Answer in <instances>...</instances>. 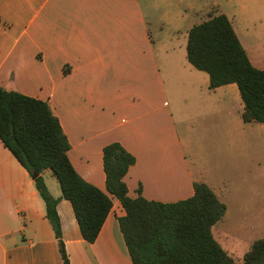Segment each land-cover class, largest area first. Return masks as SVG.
<instances>
[{
    "label": "crops",
    "instance_id": "0c3cea01",
    "mask_svg": "<svg viewBox=\"0 0 264 264\" xmlns=\"http://www.w3.org/2000/svg\"><path fill=\"white\" fill-rule=\"evenodd\" d=\"M219 13L235 33L264 34V0H0V86L49 104L72 166L106 193L102 151L111 142L135 158L123 177L131 198L175 202L193 194L195 181L205 183L225 204L212 235L233 259L243 255V234L231 232L243 221V199L234 197L231 180L190 163L173 112L184 122L221 118L222 130L243 131V103L235 99L233 115L222 91L233 94L235 83L210 89L187 59L189 29ZM175 34L184 41L176 44ZM245 50L264 68V51ZM43 178L60 197L49 169ZM109 196L112 207L93 242L83 239L71 203L58 200L69 264H133L118 223L125 211ZM0 264H62L33 178L1 139Z\"/></svg>",
    "mask_w": 264,
    "mask_h": 264
},
{
    "label": "trees",
    "instance_id": "16d2710c",
    "mask_svg": "<svg viewBox=\"0 0 264 264\" xmlns=\"http://www.w3.org/2000/svg\"><path fill=\"white\" fill-rule=\"evenodd\" d=\"M186 52L189 63L208 74L210 89L236 84L244 122L264 123V68L250 62L224 14H210L193 25ZM0 139L33 178L62 264L69 260L56 210L58 200L71 203L83 239L93 242L112 207L109 195L125 211L118 223L133 264H237L212 235V226L226 207L205 183L195 181L193 194L175 202L148 200L141 194L131 198L123 177L135 158L119 142H111L102 151L106 193L72 166L68 139L49 104L2 86ZM45 169L56 178L60 197L50 193L43 178ZM240 264H264V236L251 243Z\"/></svg>",
    "mask_w": 264,
    "mask_h": 264
},
{
    "label": "rangeland",
    "instance_id": "374dc122",
    "mask_svg": "<svg viewBox=\"0 0 264 264\" xmlns=\"http://www.w3.org/2000/svg\"><path fill=\"white\" fill-rule=\"evenodd\" d=\"M236 34L245 49L256 47L259 51H264V34L244 35L238 30ZM170 35L172 37V34ZM252 37H255V40L252 41ZM184 39L182 35L175 34L173 41L178 44ZM261 65L264 66V63ZM199 73L208 81L205 72ZM234 87L233 94L228 89L222 90L232 98L230 102L225 103V106L233 108V115L237 107L235 99H240L242 102L235 84ZM210 95L217 105L222 103L220 102L222 95V98L218 95L214 96L212 92ZM173 112L190 163L194 166L198 165L200 169L215 172L219 178L231 180V185L238 189L234 197L243 199V221L238 219L231 232L236 237L243 234L244 254L254 240L264 236V124L243 122V131L240 133L241 131L232 125L222 130L225 120L224 122L219 120L221 118L206 116L203 119L196 118L195 121L192 120L193 122H184L179 118V112L175 110ZM53 180L56 182L54 178ZM245 207L247 210H244ZM242 256L239 255L238 258L234 256L233 259L241 262Z\"/></svg>",
    "mask_w": 264,
    "mask_h": 264
}]
</instances>
